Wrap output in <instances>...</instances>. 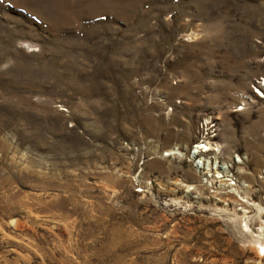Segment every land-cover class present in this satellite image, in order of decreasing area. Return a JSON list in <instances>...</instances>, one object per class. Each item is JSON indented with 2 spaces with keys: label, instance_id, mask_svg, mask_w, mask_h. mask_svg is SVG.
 <instances>
[{
  "label": "rangeland",
  "instance_id": "obj_1",
  "mask_svg": "<svg viewBox=\"0 0 264 264\" xmlns=\"http://www.w3.org/2000/svg\"><path fill=\"white\" fill-rule=\"evenodd\" d=\"M261 246L264 0H0V264Z\"/></svg>",
  "mask_w": 264,
  "mask_h": 264
},
{
  "label": "bare ground",
  "instance_id": "obj_2",
  "mask_svg": "<svg viewBox=\"0 0 264 264\" xmlns=\"http://www.w3.org/2000/svg\"><path fill=\"white\" fill-rule=\"evenodd\" d=\"M207 145V144H206ZM200 147H203V146H200ZM205 147V146H204ZM209 148V147H208ZM201 149V148H200ZM198 150V149H197ZM261 249H263L264 250V248H263V246H261Z\"/></svg>",
  "mask_w": 264,
  "mask_h": 264
}]
</instances>
